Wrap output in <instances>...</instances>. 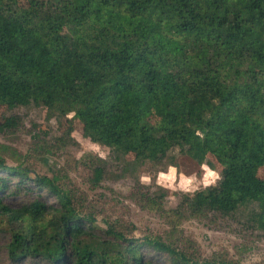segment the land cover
Instances as JSON below:
<instances>
[{"label":"trees","instance_id":"trees-1","mask_svg":"<svg viewBox=\"0 0 264 264\" xmlns=\"http://www.w3.org/2000/svg\"><path fill=\"white\" fill-rule=\"evenodd\" d=\"M0 107V134L19 128L20 108L64 125L62 142L78 120L133 180L130 198L167 226L143 238L120 220L100 228L58 177L0 152L8 264H237L204 258L184 234L209 214L264 237V0H0ZM180 155L218 164L221 181L167 208L166 190L138 171L176 168ZM88 156L97 184L105 160ZM13 198L26 201L12 209Z\"/></svg>","mask_w":264,"mask_h":264},{"label":"rangeland","instance_id":"rangeland-1","mask_svg":"<svg viewBox=\"0 0 264 264\" xmlns=\"http://www.w3.org/2000/svg\"><path fill=\"white\" fill-rule=\"evenodd\" d=\"M3 110L0 107V118ZM12 114L20 118L19 128L0 134V152L7 166L21 163L36 175H55L60 185L74 193L79 211L92 214L100 228H105V223L120 220L135 227L134 238L161 236L166 231L162 217L141 209L130 198L133 180L130 176H121L107 149L82 137V125L78 120H73L70 138L62 142L58 138H62L65 126L55 118L48 120L43 111L28 107L14 110ZM88 155L105 160L104 173L97 184L93 181V162L88 160ZM132 158V155L128 156L129 160ZM175 164L176 168H167L163 172L149 167L138 171L142 184L151 186L153 190L155 186L166 190L167 208L176 206L178 193H192L221 181V167L216 163L215 169L210 170L180 155ZM258 175L264 178V168L259 170ZM24 201L13 198L7 203L12 209H19ZM1 229L0 264H8L5 254L8 236ZM182 229L195 241L204 258L226 256L237 264H264V237L237 221L209 214L203 219L184 221Z\"/></svg>","mask_w":264,"mask_h":264}]
</instances>
